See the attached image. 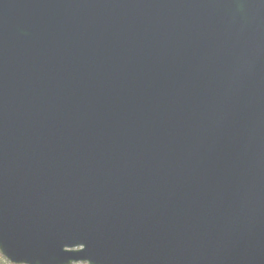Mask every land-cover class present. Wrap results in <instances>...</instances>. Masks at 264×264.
Listing matches in <instances>:
<instances>
[{
    "label": "water",
    "instance_id": "95a60500",
    "mask_svg": "<svg viewBox=\"0 0 264 264\" xmlns=\"http://www.w3.org/2000/svg\"><path fill=\"white\" fill-rule=\"evenodd\" d=\"M0 258L264 264V0H0Z\"/></svg>",
    "mask_w": 264,
    "mask_h": 264
},
{
    "label": "trees",
    "instance_id": "16d2710c",
    "mask_svg": "<svg viewBox=\"0 0 264 264\" xmlns=\"http://www.w3.org/2000/svg\"><path fill=\"white\" fill-rule=\"evenodd\" d=\"M0 264H8V263L0 258Z\"/></svg>",
    "mask_w": 264,
    "mask_h": 264
}]
</instances>
